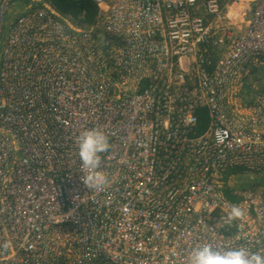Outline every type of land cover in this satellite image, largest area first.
Returning <instances> with one entry per match:
<instances>
[{
  "label": "built area",
  "instance_id": "built-area-1",
  "mask_svg": "<svg viewBox=\"0 0 264 264\" xmlns=\"http://www.w3.org/2000/svg\"><path fill=\"white\" fill-rule=\"evenodd\" d=\"M93 1L85 24L50 0H0V264H189L205 243L264 254V197L224 192L232 168L264 183V92L234 128L214 115L264 72V0L217 60L202 15L217 0ZM91 129L110 142L100 190L81 180ZM233 205L245 215L228 223Z\"/></svg>",
  "mask_w": 264,
  "mask_h": 264
},
{
  "label": "rangeland",
  "instance_id": "rangeland-1",
  "mask_svg": "<svg viewBox=\"0 0 264 264\" xmlns=\"http://www.w3.org/2000/svg\"><path fill=\"white\" fill-rule=\"evenodd\" d=\"M219 5V13L211 14L210 12H202L206 18L212 35L211 45L222 39L224 42L213 47L211 50L215 51V59H220L227 51L228 47L232 44L235 37L243 36L247 30L252 29L256 9L262 2L260 0H217ZM52 3V1L50 0ZM203 0H200V4ZM54 6V4L52 3ZM55 7V6H54ZM56 8V7H55ZM86 24V23H85ZM259 33L264 34V15L259 17L258 22ZM258 74H252L246 81L251 84V91H247L246 83L243 89L233 88L226 93L225 112L215 111L214 115L223 124L229 125L234 128L238 121H249L251 118V110L249 107L252 103H256L259 99L260 93L264 92V72L257 70ZM256 71V72H257ZM228 102V103H227ZM244 129H250V124L243 126ZM236 171L240 174L225 175V186L229 187L232 192L230 201L241 204L249 202L250 198L255 202L261 201L264 197V183L254 173L255 177H245L246 173L244 168H238ZM233 172V171H231ZM227 176V177H226ZM256 181V183H255ZM251 189V190H250ZM77 264H88L82 262L77 257ZM103 264V263H98ZM105 264V263H104Z\"/></svg>",
  "mask_w": 264,
  "mask_h": 264
},
{
  "label": "clouds",
  "instance_id": "clouds-1",
  "mask_svg": "<svg viewBox=\"0 0 264 264\" xmlns=\"http://www.w3.org/2000/svg\"><path fill=\"white\" fill-rule=\"evenodd\" d=\"M78 156L81 161L82 182L88 189H102L109 183L108 176L100 171L101 153L110 149L108 136L102 131L91 129L82 132L77 139ZM244 210L233 205L226 221L231 223L243 219ZM189 264H264V254L249 251L245 247L219 249L211 243L193 248L189 256Z\"/></svg>",
  "mask_w": 264,
  "mask_h": 264
},
{
  "label": "trees",
  "instance_id": "trees-1",
  "mask_svg": "<svg viewBox=\"0 0 264 264\" xmlns=\"http://www.w3.org/2000/svg\"><path fill=\"white\" fill-rule=\"evenodd\" d=\"M54 6L58 11L65 15H71L76 19H80L81 23L92 24L95 22L98 7L94 3L93 0H51ZM257 69L251 72V75L256 73L258 74ZM248 86V88H247ZM247 91H251V84L249 82L246 83ZM197 116V125L195 131L197 134L204 132L209 125V114L208 110L203 107H198L196 111ZM238 168H232L227 173L240 174V172L236 171ZM233 171V172H231ZM227 177V176H226ZM225 195L228 199H230L232 190L229 187H226L224 190Z\"/></svg>",
  "mask_w": 264,
  "mask_h": 264
},
{
  "label": "bare ground",
  "instance_id": "bare-ground-1",
  "mask_svg": "<svg viewBox=\"0 0 264 264\" xmlns=\"http://www.w3.org/2000/svg\"><path fill=\"white\" fill-rule=\"evenodd\" d=\"M59 12H60V11H59ZM60 13H61V12H60ZM64 15H65V14H64ZM222 231H223L226 235L230 236L231 239H235V237H236V232H235L233 229H230L229 231L226 230V229H222ZM216 240H217V241H220V238H219L218 235H217V237H216Z\"/></svg>",
  "mask_w": 264,
  "mask_h": 264
}]
</instances>
